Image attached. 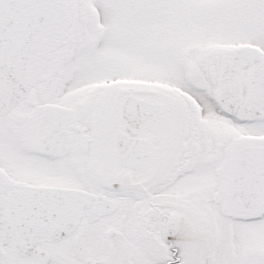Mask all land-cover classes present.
<instances>
[{
    "label": "snow or ice",
    "instance_id": "snow-or-ice-1",
    "mask_svg": "<svg viewBox=\"0 0 264 264\" xmlns=\"http://www.w3.org/2000/svg\"><path fill=\"white\" fill-rule=\"evenodd\" d=\"M0 264H264V0H0Z\"/></svg>",
    "mask_w": 264,
    "mask_h": 264
}]
</instances>
